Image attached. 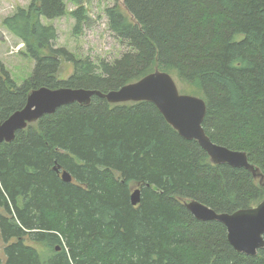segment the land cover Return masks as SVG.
<instances>
[{
  "label": "trees",
  "instance_id": "1",
  "mask_svg": "<svg viewBox=\"0 0 264 264\" xmlns=\"http://www.w3.org/2000/svg\"><path fill=\"white\" fill-rule=\"evenodd\" d=\"M85 1L32 0L4 20L35 67L19 85L0 59V122L41 87L106 93L160 69L206 100L211 139L246 151L264 173V0H122L106 12L130 49L112 62L58 47L55 26L42 21L71 2L78 32ZM64 61L74 65L67 79ZM190 199L232 213L262 202L264 184L213 163L153 102L95 95L65 105L0 143V264H264V248L238 252L222 222L191 213Z\"/></svg>",
  "mask_w": 264,
  "mask_h": 264
},
{
  "label": "water",
  "instance_id": "2",
  "mask_svg": "<svg viewBox=\"0 0 264 264\" xmlns=\"http://www.w3.org/2000/svg\"><path fill=\"white\" fill-rule=\"evenodd\" d=\"M95 95L104 97L114 104L153 102L181 136L199 142L213 163H227L234 167L246 168L264 184V173L260 167L250 162L246 151L218 144L207 134L203 125L207 114L206 100L197 95L182 94L174 77L160 69L138 81L106 93L97 89L71 87L35 89L29 94L24 108L14 112L4 122H0V143L12 142L19 130L26 129L29 124L46 114L55 113L65 105L76 102L82 105L90 104ZM56 170L64 181H72V176L68 172H61L59 168ZM131 200L134 206L141 202V188L134 190ZM186 206L197 219L222 222L227 227L229 242L238 252L255 256L264 248V200L257 206L242 208L232 213L217 212L196 199L188 200Z\"/></svg>",
  "mask_w": 264,
  "mask_h": 264
},
{
  "label": "rangeland",
  "instance_id": "3",
  "mask_svg": "<svg viewBox=\"0 0 264 264\" xmlns=\"http://www.w3.org/2000/svg\"><path fill=\"white\" fill-rule=\"evenodd\" d=\"M31 2L32 0H0V59L19 85L32 76L35 59L26 54L25 42L4 24V20L19 8H28ZM116 4L123 6L122 0H86L89 19L78 32H75L76 18L71 13L76 7L71 2H68L65 16L53 20L42 18V21L55 26L58 47L67 48L78 57L89 56L95 60L106 59L112 62L130 49L128 43L115 36L109 28L106 11ZM73 71V63L64 61L59 77L67 79ZM172 76L182 94L201 97L190 84L179 80L175 75ZM3 212L4 209L0 207V213ZM0 244L2 245L1 241Z\"/></svg>",
  "mask_w": 264,
  "mask_h": 264
}]
</instances>
